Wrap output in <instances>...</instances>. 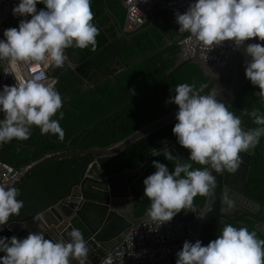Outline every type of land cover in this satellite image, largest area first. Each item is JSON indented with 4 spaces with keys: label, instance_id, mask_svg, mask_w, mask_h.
<instances>
[{
    "label": "clouds",
    "instance_id": "clouds-1",
    "mask_svg": "<svg viewBox=\"0 0 264 264\" xmlns=\"http://www.w3.org/2000/svg\"><path fill=\"white\" fill-rule=\"evenodd\" d=\"M38 4L44 7L38 9ZM12 15L21 18L18 26L4 29L0 38V65H5L3 73L11 74L15 81L0 88V146L13 139L28 140L33 127L42 135L63 140L59 123L64 117L63 97L47 70L69 63L68 48L96 49L100 29L94 23L91 0H18ZM174 16L179 32L189 33L209 49L226 41L236 48L251 38L264 41V0H190L186 10L175 11ZM245 54L251 58L245 63V77L258 87L255 95L264 105V45L248 43ZM28 66L34 72L26 76ZM201 88L179 83L165 101L178 106L172 133L189 155L187 160L174 156L166 141L162 153H151L174 161L170 171L153 160L156 170L143 179L144 196L150 201L146 216L159 226L182 210L203 218L211 207L197 214L193 201L197 195H212L217 184L213 172H237L244 163L241 154L254 149L264 137L261 108L243 109L242 115L256 125L244 128L241 116L217 100V88L207 94ZM193 163L203 167H193ZM18 196L16 187L0 184V231L9 226L10 217L20 214L24 202ZM223 201L226 211L234 207L227 194ZM41 218L33 217L36 222ZM89 252V242L78 228L52 238H45L44 231L29 232L23 238L0 236V264H90ZM175 256V264H264V239L246 225L227 223L207 245L199 239H185Z\"/></svg>",
    "mask_w": 264,
    "mask_h": 264
},
{
    "label": "trees",
    "instance_id": "trees-1",
    "mask_svg": "<svg viewBox=\"0 0 264 264\" xmlns=\"http://www.w3.org/2000/svg\"><path fill=\"white\" fill-rule=\"evenodd\" d=\"M106 5L112 9L115 7V14L122 25L125 9L119 0H91L94 23L100 29L96 37V49L93 51L90 48H68L65 53L69 63L62 68H50L51 73L57 77L55 87L63 97L64 117L59 123L64 130V139L59 140L52 134L42 135L38 127H33L28 140L13 139L0 146L1 161L18 169L28 166L46 154L111 146L141 126L177 109L178 106L174 103H165L170 95H174L170 89L175 85L189 83L201 88L206 83L208 78L197 64L185 63L161 83L133 100L177 62L179 46L169 45L166 40L172 41L187 34L179 32L178 27L173 26L166 18L165 10L159 8L154 10L152 19L147 17L137 33H128L131 36L126 51L121 52V43H117L115 58L119 57L120 63H128L129 68H115L113 79L107 77L104 81L96 82L93 87H84L81 75L73 66L86 62L92 67L103 69L113 55L111 48L106 46L108 38L102 30ZM42 7L44 6L37 5L38 9ZM118 52L121 54L118 55ZM210 88L211 84L201 88V93L206 94ZM258 91V87L248 80L236 94L229 108L234 114L241 116L244 128H253L256 125L251 118L242 115L243 109L251 111L256 107L264 111V105L255 95ZM121 106L123 107L120 108ZM113 111L115 113L109 115ZM175 122L176 120L144 135L116 154L97 159L105 176L116 175L124 169L143 168L142 174L131 187L133 214L137 217L144 215L150 205V201L144 196L143 179L156 170L152 161L164 163L170 171L174 168V161L166 160L163 154L153 156L151 153L156 150L162 153L165 147L163 142L166 141L174 156L187 160L188 150L177 143L172 133ZM90 158L91 154H76L49 160L33 169L14 186L19 191L17 199L23 200L24 206L18 216L10 217V221L36 215L64 198L69 190L78 192ZM193 167L203 166L193 163ZM112 183L87 180L83 184V204L77 216L81 223L92 230L99 227L104 217L106 207L101 202L106 197L105 189L113 192L115 187L113 188ZM244 194L256 202H264V137H261L251 153ZM204 198L205 196L197 195L193 201L194 205H202ZM256 233L259 238L264 239L263 235ZM0 236L13 235L5 228L0 231ZM175 259L176 256L172 259L174 264Z\"/></svg>",
    "mask_w": 264,
    "mask_h": 264
},
{
    "label": "water",
    "instance_id": "water-1",
    "mask_svg": "<svg viewBox=\"0 0 264 264\" xmlns=\"http://www.w3.org/2000/svg\"><path fill=\"white\" fill-rule=\"evenodd\" d=\"M119 1L121 2V0ZM157 3H159V5L166 10V18L168 19V21L173 26L179 27V25H176L171 21L170 12L163 1H154L151 4L148 16L152 19L153 7ZM105 8L107 9V11L109 10L107 5L105 6ZM121 27L122 25L118 21V38H116L113 42L116 43V41L119 39L122 42V47H125L127 43H130L131 35L124 33ZM139 30L140 29L135 30L134 34ZM166 42L169 45H178V39H174L172 41L166 40ZM253 42H260L262 45H264V41H258L257 38L246 40L244 42V45L236 48L233 51L228 61L221 67H215L206 63L197 55V52H194L192 56L187 58H182L180 57V55H178L177 62L169 70H167L159 80L145 88L133 100L138 99L148 90L161 83L183 64L195 63L201 68L204 75L208 78L202 88H205L206 86L211 84V88L207 93H209L212 89L217 88L219 90L216 97L217 100L223 102L226 107L230 108L236 94L248 81V79L245 77L244 69L246 61L250 60L251 58L245 54V45ZM116 49L117 48L115 44V50ZM115 53L117 54V52L113 53L112 58L103 69H98L97 67H93V69L91 68V73H96L97 75L96 79L86 78V73H84V71L82 70V65H74L75 71L82 75V77L85 79L84 87H93L96 82L104 81V79H106L107 77H109V79H113L115 77L113 73V71H115V68L117 69L119 67L118 70L129 68L128 63H120L119 58L115 60ZM115 61L116 65L113 64L115 63ZM122 107L123 106H121L120 108ZM115 111L111 112L109 115H112L113 113H115ZM176 111L177 109H174L152 120L151 122L141 126L139 129L135 130L134 132L111 146L88 147L67 152L59 151L52 154H46L42 158L31 162L14 181L7 184L6 186L18 185L33 169L49 160L70 157L76 154H91L86 173L79 184V191L76 192L73 190H69L64 198L60 199L56 203L49 205L48 209H46L42 213L40 212L23 221H10L7 228L11 231L12 235H15L17 238H19L22 235L21 233H24L23 237H26L29 232L35 233L44 231L45 238H52L58 234H64L66 233V231H70L73 228L71 225V219L73 215H78V212L83 204V198L79 197V194H81L82 192V187L85 181L88 180L95 183L99 181L110 183L114 180L120 181L122 177L127 173H135V176L139 177L143 172V168L139 167L137 169H124L119 174L105 176L101 172V166L97 163V159L100 157H106L116 154L135 140L174 121ZM252 152L253 149H251L247 154H241L243 156L244 163L242 164L240 169L237 170V172L225 173L222 175L213 172V175L217 176V184L214 192L211 196H205L202 205H196L199 214L200 210L206 211L209 207H211V210L208 211L203 218H199L197 222H193L191 224L192 229L197 231L198 239L201 240L203 245H207L209 241L216 238L218 225L221 220L233 222L237 227L246 225L249 231L255 230L264 236V203L260 204L259 202L251 200L244 196V188ZM228 178L229 180H232L231 184H226L228 182ZM122 185L125 190L130 189L129 186L131 185V181H123ZM227 185H229L234 191H237L238 194L242 195L243 198L245 197V201H250L251 205L256 206L257 209H240L239 214L227 217L221 209V198L223 193H225L226 191ZM105 194L106 197L102 204L106 207V210L99 227L94 231H91L89 228H87V230H89V234L87 235L86 240H88L90 245V264L97 263L99 259L105 254V252L110 247H112L122 236H124L128 229L136 222V220L141 217H137L133 214V201L130 200L131 202L128 212H123L117 206V204L119 203V197H121V195L109 191L108 188L105 189ZM48 212L53 215L54 219H46L43 213ZM186 212L187 211H184L181 215L173 217V219L183 218ZM37 215H40L42 218L41 220L36 222L33 217H36ZM17 227L23 229L22 232L17 233ZM73 264H76V262L73 261Z\"/></svg>",
    "mask_w": 264,
    "mask_h": 264
},
{
    "label": "built area",
    "instance_id": "built-area-1",
    "mask_svg": "<svg viewBox=\"0 0 264 264\" xmlns=\"http://www.w3.org/2000/svg\"><path fill=\"white\" fill-rule=\"evenodd\" d=\"M154 1L165 3L170 12L171 21L176 25L178 24L175 22L174 12L178 10L183 13L190 2V0H121L125 9L122 31L128 34L139 29L146 21ZM16 3L18 0H0V38L9 20L14 17L12 7ZM19 19L21 18L15 17L13 27L18 26ZM178 46L180 57L187 58L197 52L200 58L215 67L223 66L236 49L230 41L209 49L188 33L178 38ZM4 67L5 65H0V88L5 84L15 83L11 74L3 73ZM39 70L35 69V71ZM24 72L26 76L33 74V66L26 67ZM47 74L57 81V77L51 73L50 68ZM25 168L26 166L15 169L0 160V184L6 186L11 183ZM79 197L83 198L81 194ZM192 222V219L177 218L159 226L151 222L145 213L95 264H174L172 259L181 249L183 241L187 239L194 242L198 239L197 231L191 227Z\"/></svg>",
    "mask_w": 264,
    "mask_h": 264
},
{
    "label": "crops",
    "instance_id": "crops-1",
    "mask_svg": "<svg viewBox=\"0 0 264 264\" xmlns=\"http://www.w3.org/2000/svg\"><path fill=\"white\" fill-rule=\"evenodd\" d=\"M108 8H109L110 11L109 10L107 11V9L105 8V14H104V19H103V23H102V30L104 31L105 35L108 38L106 46H109L111 48V50L113 51V53H114V52H117V49L115 50V44H116V48H118L117 47V43L120 42L121 43V47H122V42L119 39L116 41V43L113 42V41H115L116 38H118V33H117V31H118V21L120 22V19L115 14V7L113 9H112V7H108ZM159 8L163 9L160 5L155 4L154 7H153V12H154L155 9H159ZM153 12H152V14H153ZM165 13H166V10H165ZM122 23H123V20H122ZM128 44L129 43H127L125 47H122L121 52H124V51L127 50L126 47H127ZM121 52H118L119 53L118 55H120ZM114 58H115V56H114ZM117 58H119V57H116L115 60ZM113 64L115 65V63H113ZM76 65H82V70L84 71V73H86V78L96 79L97 75H96V73H91L93 67L90 66L88 63L79 62ZM90 75H91V77H90ZM81 78H82L83 83H85V79L82 77V75H81ZM135 175H136L135 173H127V174H125L122 177V179L120 181L119 180H114L113 183H112V184H114L113 188L115 187L113 189V192L115 194L121 195V197H119V203L117 204V206L123 212H126V211L128 212L129 206H130V202L133 201V196H132V193H131V187H132V185L134 183H136V180L138 179V178H135V177H138V176H135ZM128 180L131 181V185L129 186L130 189H126L125 190V188L122 185V182L123 181H128ZM109 191H110V189H109ZM131 196H132V198H131ZM48 207L46 209H48ZM133 207H134V202H133ZM46 209L41 211V213L44 212ZM43 214L46 217V219H48V220L54 219L53 215L51 213H49V212L48 213H43ZM25 219H27V218H25ZM25 219H23V220H25ZM23 220H18V221H23ZM71 225H72L73 228L80 229V231L84 235V238L86 239L87 235L89 234V230H87V228H89V227L86 226L85 224L81 223V220H80V218L77 215H73V217L71 219ZM16 230H17V233H20V232H22L23 229H20L19 227H17ZM90 230L94 231L92 229H90ZM21 234L22 235L19 238H23V234L24 233H21Z\"/></svg>",
    "mask_w": 264,
    "mask_h": 264
},
{
    "label": "flooded vegetation",
    "instance_id": "flooded-vegetation-1",
    "mask_svg": "<svg viewBox=\"0 0 264 264\" xmlns=\"http://www.w3.org/2000/svg\"><path fill=\"white\" fill-rule=\"evenodd\" d=\"M115 65H116V61H115ZM229 182V183H228ZM228 182L226 184H231L232 183V180H229L228 178ZM227 194L229 197H231L235 204H234V207L230 210V211H226L225 210V204H224V201H223V197L224 195ZM245 197H247L245 194H244ZM245 197L243 198L242 195L238 194L237 191H234L229 185H227V188H226V191L225 193H223L222 195V198H221V209L223 210V213L227 216V217H231V216H234L236 214H239L240 213V209L244 210V209H250V210H256L257 207L254 206V205H251L250 201H245ZM248 198V197H247ZM250 199V198H249ZM252 200V199H251ZM264 203V202H263ZM263 203H260V204H263ZM196 206V205H195ZM185 211V210H184ZM183 211V212H184ZM182 212V213H183ZM181 213V214H182ZM180 214V215H181ZM197 214H199L198 210H197ZM183 219H192L193 222H197L198 221V217L196 218V214L192 211H187L185 213V215L183 216ZM192 222V223H193ZM227 223H232L234 226H236L233 222H230V221H224V220H221L219 222V225H218V230H217V234H216V237L220 234V230L223 228V226ZM237 227V226H236ZM254 231V230H252ZM257 232V231H256ZM260 234V233H259Z\"/></svg>",
    "mask_w": 264,
    "mask_h": 264
},
{
    "label": "rangeland",
    "instance_id": "rangeland-1",
    "mask_svg": "<svg viewBox=\"0 0 264 264\" xmlns=\"http://www.w3.org/2000/svg\"><path fill=\"white\" fill-rule=\"evenodd\" d=\"M158 5H159V4H158ZM14 23H15V17H12V18L9 20V22H8L7 28H8V27H13Z\"/></svg>",
    "mask_w": 264,
    "mask_h": 264
}]
</instances>
